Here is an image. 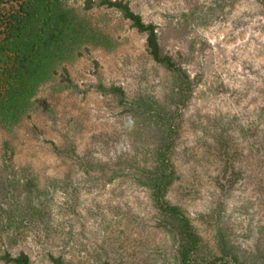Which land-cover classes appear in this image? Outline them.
Listing matches in <instances>:
<instances>
[{"label":"rangeland","instance_id":"1","mask_svg":"<svg viewBox=\"0 0 264 264\" xmlns=\"http://www.w3.org/2000/svg\"><path fill=\"white\" fill-rule=\"evenodd\" d=\"M126 1L190 85L175 95L174 75L118 10L67 0L94 38L37 85L15 123H0V264H12L4 252L32 264H181L141 183L164 131L134 110L139 97L172 118L166 199L202 251L217 253L220 230L240 253H264V0Z\"/></svg>","mask_w":264,"mask_h":264},{"label":"trees","instance_id":"2","mask_svg":"<svg viewBox=\"0 0 264 264\" xmlns=\"http://www.w3.org/2000/svg\"><path fill=\"white\" fill-rule=\"evenodd\" d=\"M67 0H0V123L11 125L22 114L25 103L41 82L56 73L66 54L94 38L88 21L70 7ZM106 7L118 10L132 27L145 34L146 51L157 63L173 75L180 97L190 82L186 71L169 54L162 53L156 26L145 22L126 0H84V9ZM68 80L65 67L62 68ZM123 96L118 87L106 89ZM134 110L148 113L163 127L164 136L153 157V165L142 172L141 183L149 190L153 206L158 212L157 225L177 242V256L181 264H264V253L254 248L240 253L228 236L216 232L217 253L202 251V240L190 218L182 209L166 199L175 172L167 155L171 147V117L154 101L137 98ZM5 263L32 264L25 252L1 255ZM51 264H70L61 256L49 255ZM105 264H108L106 262Z\"/></svg>","mask_w":264,"mask_h":264}]
</instances>
